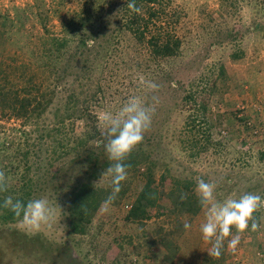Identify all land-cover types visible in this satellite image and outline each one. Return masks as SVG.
<instances>
[{"label":"rangeland","instance_id":"obj_1","mask_svg":"<svg viewBox=\"0 0 264 264\" xmlns=\"http://www.w3.org/2000/svg\"><path fill=\"white\" fill-rule=\"evenodd\" d=\"M86 1L0 0V61H5V68L13 66L7 68L10 79L22 85L20 66L31 64L26 73H37V81L56 92L37 122L0 112V144L8 146L13 141L14 149L32 147L31 177L38 182L33 199L44 198L55 209L51 227L43 226L40 231H28L20 220L10 225L63 242L52 256L31 244L21 248L16 245L19 239L11 231L13 226L0 224V264H169L161 259L162 236L174 237L179 244L177 264H260L257 252L264 251V208L255 214L259 230L253 232L249 227L240 234L235 252L225 240L221 253L227 261L223 263L221 255H209L212 245L203 240V210L194 218L183 216V223L189 222L191 228L183 227L181 232H176L174 215L127 222L125 217L142 185L140 177L131 179V196L99 209L86 234H70L65 186L82 174L77 164L70 163L71 158L65 162L61 157L52 160L65 163L54 178L57 166L50 165L48 144L60 134L51 138L45 134L61 127L59 119L75 111L73 106L66 108L72 91L80 104L87 95H95L88 102V113L100 130L102 111H118L131 96H139L154 108L142 147L155 162L157 181L162 174L190 178L195 184L204 179L216 184L220 201L246 193L264 199V0H173L180 15L176 33L182 39L180 53L173 57L154 56L145 42H138L127 31L114 30L113 18L97 31V41L89 40V50L76 66L71 61L73 67L63 76L62 62L53 74L46 68L44 43L51 36H64L62 19L82 12L83 7L101 17L112 12L107 5L104 14L101 0L91 6ZM102 21L92 28L98 29ZM140 77L157 84L158 90L141 84ZM69 123L68 119L63 135L83 131V119ZM41 135L45 136L38 141ZM3 154L0 150V157ZM69 168L68 179L63 175ZM109 181L105 175L95 182L108 185ZM162 202L168 204L167 199ZM69 247L73 251L68 252ZM72 252L76 259L70 257Z\"/></svg>","mask_w":264,"mask_h":264},{"label":"trees","instance_id":"obj_2","mask_svg":"<svg viewBox=\"0 0 264 264\" xmlns=\"http://www.w3.org/2000/svg\"><path fill=\"white\" fill-rule=\"evenodd\" d=\"M95 1L87 0L86 4L94 5ZM101 1L104 14L107 5L112 9V12H108V16L107 13L105 15L102 13V16H104L101 17L99 13H93L92 8L83 7L82 12L62 19L63 37L51 36L44 43V51L48 52L46 54V57H48L46 68L51 73H58V66L62 62L63 76L73 67L71 61H74L76 66L79 59L89 50V40L96 39L97 41V31L106 26L113 18L114 30L127 31L138 42H145L154 56L158 58L173 57L180 53L182 39L176 33L180 15L176 7L173 8V0ZM129 3H135L141 11L139 13L133 11L127 6ZM111 14L112 17H109ZM100 20L103 21L99 28L93 29L94 24L96 25V22ZM67 36H71L75 40H70ZM5 66V61L1 60V114L11 118H20L25 122L39 121L56 92L51 90L50 86L45 88L44 81L39 83L37 73L33 75L26 73L28 67L32 68L31 64L23 63L20 66V76L23 79L22 85L10 79V72L7 68L13 66L7 68ZM94 96L92 94L87 95L80 104L76 93L72 91L68 97L66 108L72 110L73 106L75 111L68 114L67 117L59 119V126L61 127H58L54 132L45 134L50 138L54 136L53 134H60L59 137L53 139L54 141L51 144H48L50 146L48 149L50 165L57 166V173L53 174L54 178L59 177V173L65 166L64 161L68 162L66 161L68 158H71L70 163L78 165L82 174V178L73 183H65L66 193L69 196L67 205L69 233L74 235L88 232L94 217L112 193V175L107 172V169L114 162L108 160L103 145L99 143L104 139L101 130L96 125L95 117L88 113L90 112L88 102ZM72 102L74 103L71 105ZM68 119L72 121L68 125H74V121L83 119L85 121L83 131L73 136L68 132L63 135L62 128H67L66 122ZM45 135H41L37 140H42ZM142 146V143L139 144L124 161L127 179L122 182L121 191L112 203H120L121 200L131 196L133 192L130 185L131 179L140 177L142 185L125 217L127 222H143L157 216L174 215L177 223L176 232H181L184 224L181 219L183 216L194 218L202 212L199 198L195 192L196 184L193 179L175 178L166 174H162L157 181L154 169L155 162L150 160L149 153ZM0 150L4 152V156L0 157V171L5 173L8 180V191L0 193V224L13 226L10 224L19 221L20 218H17L13 212L2 206L4 197L11 195L14 199H19L26 204L34 198L36 189H38L35 185H38V182L35 183L31 177L32 166L34 165L31 159L32 147L19 146L14 149V142L12 141L8 146H6V143L0 144ZM61 157L64 161L61 160L59 164L62 162L63 167H58L59 164L52 163V160L58 161ZM70 169L65 170L63 177L70 174ZM105 175L110 178L109 184L98 185L95 181ZM71 178H73L72 175ZM182 193L186 194V198L183 200L181 199ZM163 199H167L168 204L163 203ZM11 231L19 239V243L16 244L18 247L23 248L27 244H31L39 247L40 250H46L50 253V256L55 251H60L63 245L60 240L48 237L42 232L26 233L17 231L14 226ZM2 232L3 229L0 227V234ZM161 240L163 245L161 259L169 264H177L174 258L180 246L176 239L162 236ZM67 250L68 252L73 251L70 247ZM71 255H73V259L77 258L74 252L70 253V257ZM220 258L223 263H225V260L227 261L224 253H221ZM51 260L55 262L54 259Z\"/></svg>","mask_w":264,"mask_h":264},{"label":"clouds","instance_id":"obj_3","mask_svg":"<svg viewBox=\"0 0 264 264\" xmlns=\"http://www.w3.org/2000/svg\"><path fill=\"white\" fill-rule=\"evenodd\" d=\"M127 6L137 13L141 11L135 3ZM140 83L153 91L159 87L145 81L143 77H140ZM153 112L154 108L146 105L141 97L131 96L118 111L100 113L101 135L104 139L99 143L103 145L108 160L114 162L107 169L112 175V193L104 201V205H110L121 191V184L127 179L124 161L143 142L145 133L150 130ZM216 187L214 183L198 179L195 192L205 216V221L200 225L203 240L212 245L208 250L209 255L219 258L225 240L228 241V248L235 252L240 243V234L249 227L253 232L259 230L255 213L264 208V199L260 195L246 193L239 198L228 197L220 201L216 197ZM7 191V177L0 171V193ZM185 198L186 194L182 193L181 199ZM2 206L20 218L28 231H40L43 226L51 227L55 219V209L44 198L32 199L25 204L9 195L4 197ZM183 227L188 230L191 224L185 221ZM233 229L236 230L235 235Z\"/></svg>","mask_w":264,"mask_h":264},{"label":"built area","instance_id":"obj_4","mask_svg":"<svg viewBox=\"0 0 264 264\" xmlns=\"http://www.w3.org/2000/svg\"><path fill=\"white\" fill-rule=\"evenodd\" d=\"M257 254L260 258V264H264V251L260 250Z\"/></svg>","mask_w":264,"mask_h":264}]
</instances>
